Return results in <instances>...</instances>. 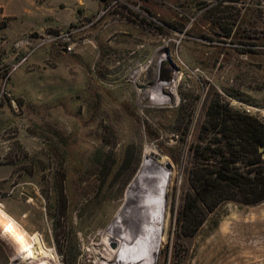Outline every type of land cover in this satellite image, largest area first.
<instances>
[{"label": "rangeland", "instance_id": "374dc122", "mask_svg": "<svg viewBox=\"0 0 264 264\" xmlns=\"http://www.w3.org/2000/svg\"><path fill=\"white\" fill-rule=\"evenodd\" d=\"M214 100L264 122V0H0V264H264V201L178 229Z\"/></svg>", "mask_w": 264, "mask_h": 264}, {"label": "trees", "instance_id": "16d2710c", "mask_svg": "<svg viewBox=\"0 0 264 264\" xmlns=\"http://www.w3.org/2000/svg\"><path fill=\"white\" fill-rule=\"evenodd\" d=\"M213 107L208 121L218 127L216 140L192 147L189 189L176 217L185 235L195 234L226 201H264V122L220 100Z\"/></svg>", "mask_w": 264, "mask_h": 264}, {"label": "bare ground", "instance_id": "6f19581e", "mask_svg": "<svg viewBox=\"0 0 264 264\" xmlns=\"http://www.w3.org/2000/svg\"><path fill=\"white\" fill-rule=\"evenodd\" d=\"M149 154V153H148ZM158 163V162H157ZM162 165H161V169L165 170L167 172V168H166V163L167 161L166 160H163L161 161ZM158 174V173H157ZM147 176V175H146ZM157 176V175H156ZM159 176V175H158ZM156 198H155V201H159V199L161 198L160 195H155ZM164 198V197H163ZM161 201V200H160ZM156 207L158 208L159 210V214H155V213H152V216H155V218H158L159 217V220H160V217H161V221L158 225L159 228H157L159 230V234H158V243L161 244L162 243V239H163V235L164 233L162 232L163 228L165 229V226H166V210H164V203H160L159 205H156ZM226 225V224H225ZM240 227V226H239ZM227 228V227H226ZM4 230V233H9L15 240L16 242L21 246L20 247V252H26V251H29L30 250V243L28 242V240L26 239V237H23L21 236L20 234V231L17 229H15V227L12 225V224H6L3 228ZM15 234H16V237H15ZM125 240V239H124ZM123 239H120V238H117L115 235H112V234H109L108 235V238H107V243H111V242H115L117 244V247L120 245L121 241L122 243L124 244ZM108 243V244H109ZM228 245V244H227ZM43 246V245H42ZM117 247L112 251H109L108 253H105V256L102 258V261H106V260H112L115 256V253H116V249ZM230 248V247H229ZM201 252V251H200ZM46 254V253H45ZM39 255H37L33 249L30 250V253L28 255L25 256V258L23 259V262L24 264H27L28 261L30 259H33L37 264L41 263L39 262ZM234 256V255H233ZM259 256V255H258ZM264 257V256H263ZM231 258V257H230ZM45 259V258H44ZM211 259V258H210ZM200 260V259H199ZM244 260V259H242ZM205 261V260H204ZM22 263V262H21ZM209 263V262H208ZM35 264V263H34ZM44 264V263H43ZM47 264H53V263H47ZM238 264V263H237Z\"/></svg>", "mask_w": 264, "mask_h": 264}, {"label": "water", "instance_id": "95a60500", "mask_svg": "<svg viewBox=\"0 0 264 264\" xmlns=\"http://www.w3.org/2000/svg\"><path fill=\"white\" fill-rule=\"evenodd\" d=\"M157 157H158V158H160L161 156H158V155H157ZM167 166H168V167H170V166H171V164L167 163Z\"/></svg>", "mask_w": 264, "mask_h": 264}, {"label": "built area", "instance_id": "2783aa9c", "mask_svg": "<svg viewBox=\"0 0 264 264\" xmlns=\"http://www.w3.org/2000/svg\"><path fill=\"white\" fill-rule=\"evenodd\" d=\"M68 49L71 50V49H72V46L70 45V46L68 47ZM263 117H264V113H263Z\"/></svg>", "mask_w": 264, "mask_h": 264}]
</instances>
